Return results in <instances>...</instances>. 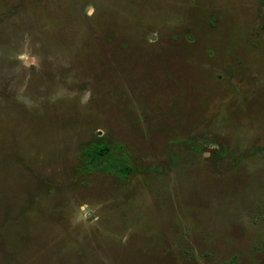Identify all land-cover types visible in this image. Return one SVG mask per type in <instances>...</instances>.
<instances>
[{
	"label": "rangeland",
	"instance_id": "374dc122",
	"mask_svg": "<svg viewBox=\"0 0 264 264\" xmlns=\"http://www.w3.org/2000/svg\"><path fill=\"white\" fill-rule=\"evenodd\" d=\"M0 264H264V0H0Z\"/></svg>",
	"mask_w": 264,
	"mask_h": 264
},
{
	"label": "trees",
	"instance_id": "16d2710c",
	"mask_svg": "<svg viewBox=\"0 0 264 264\" xmlns=\"http://www.w3.org/2000/svg\"><path fill=\"white\" fill-rule=\"evenodd\" d=\"M114 147L109 143L101 140L93 142L89 147L84 149V165L88 172L111 173L125 182L132 173L131 167L127 164L122 148L118 150L123 154L121 157L115 156Z\"/></svg>",
	"mask_w": 264,
	"mask_h": 264
}]
</instances>
